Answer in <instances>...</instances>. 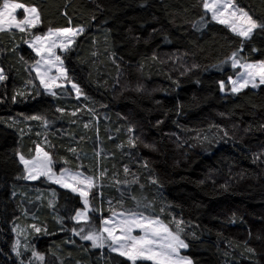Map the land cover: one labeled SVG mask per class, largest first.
Returning <instances> with one entry per match:
<instances>
[{
	"label": "trees",
	"instance_id": "obj_1",
	"mask_svg": "<svg viewBox=\"0 0 264 264\" xmlns=\"http://www.w3.org/2000/svg\"><path fill=\"white\" fill-rule=\"evenodd\" d=\"M233 1L264 24V0ZM14 2L36 7L40 22L0 32V264H40L33 251L44 264H130L74 234L77 195L25 181L19 156L31 159L37 145L56 170L96 178L97 229L101 216L139 208L173 229L174 219L184 222L182 254L193 264H264V85L228 88L241 72L234 52L264 61V28L241 38L202 0ZM63 27L84 31L59 55L70 82L52 96L31 71L38 57L25 41Z\"/></svg>",
	"mask_w": 264,
	"mask_h": 264
},
{
	"label": "snow or ice",
	"instance_id": "obj_2",
	"mask_svg": "<svg viewBox=\"0 0 264 264\" xmlns=\"http://www.w3.org/2000/svg\"><path fill=\"white\" fill-rule=\"evenodd\" d=\"M202 2L205 13H211L212 20L226 25L230 31L241 38H248L257 27L264 28V24H259L248 11L237 7L233 0H202ZM17 9H23V19H17ZM39 22L40 15L36 7H27L22 3L14 2V0H3V3L0 4V32L15 28L24 33L30 28H35ZM83 31L82 27L49 28L47 33L35 35L33 39L25 41L28 47L39 57L33 65V70L36 72L40 84L52 96L58 95L54 89L62 87L63 82H70L64 61L56 50H69L75 42V38ZM230 59L234 69H242L236 79L229 78L233 93H238L249 85L253 88L258 87L257 79L259 84H264V61L247 63L238 59L235 52ZM53 69L55 74H53ZM5 79L3 69L0 68V81ZM71 87L75 90L77 97L82 95V91L76 83H72ZM220 90L225 91L223 81L220 82ZM56 111L62 112L63 110L57 108ZM30 119L43 120L45 125L48 123L42 115H33ZM129 132H132V128H129ZM130 143L135 146V139L130 140ZM19 159L24 165L25 179L37 180L44 176L50 182L58 184L61 188L68 189L80 197L84 210H77L73 219L77 223L83 221L87 227L82 226L79 231L75 229L73 231L74 234L81 235V239L91 241L92 247L103 248L107 245L110 251L126 258L130 264H137L138 261H150L151 264H193L192 258L182 254L181 251L190 248V244L183 238L184 222L182 220L174 219L175 229H173L160 218L145 214L139 208L124 209L107 219L101 216V226L97 229L94 224L90 223L88 215L90 210L89 195L91 189L96 186V178L69 168L62 169L57 175L53 171L51 156L48 152L43 151L39 145L36 147L35 158L28 160L20 155ZM125 172H128L127 167H125ZM153 183L156 181L154 180ZM91 210L95 211V209ZM31 227L36 232L41 231V228L36 225ZM13 231L16 232L17 228H14ZM136 231L139 232V235L133 234ZM18 244L19 241H17ZM13 250L17 256H20L15 245ZM32 255L43 260V256L35 251Z\"/></svg>",
	"mask_w": 264,
	"mask_h": 264
},
{
	"label": "rangeland",
	"instance_id": "obj_3",
	"mask_svg": "<svg viewBox=\"0 0 264 264\" xmlns=\"http://www.w3.org/2000/svg\"><path fill=\"white\" fill-rule=\"evenodd\" d=\"M233 3H234V1H233ZM235 4V3H234ZM229 11H231V9H229ZM209 14V16L211 17V13H208ZM226 15H227V13H226ZM16 16H17V19H23V17H24V11H23V9H17V11H16ZM212 19V18H211ZM216 22V21H215ZM224 25V24H223ZM37 26H38V24H37ZM36 26V27H37ZM224 26H226V25H224ZM35 27V28H36ZM227 27V26H226ZM228 28V27H227ZM13 29H15V28H13ZM34 28H30V29H28V31H31V30H33ZM229 29V28H228ZM15 30H17V29H15ZM233 33V32H232ZM80 35V34H79ZM78 35V36H79ZM34 38V37H33ZM33 38H31V39H33ZM77 38V37H76ZM75 38V39H76ZM30 39V40H31ZM26 45H27V43H26ZM73 45V44H72ZM71 45V46H72ZM27 47H28V45H27ZM71 48V47H70ZM69 48V49H70ZM31 49V48H30ZM32 50V49H31ZM57 51V54L58 55H60V53H63V52H65V51H60L59 49H57L56 50ZM38 59H39V57H38ZM259 63V62H258ZM31 71L34 73V75H35V77H36V79H37V81L39 82V84H40V80H39V78L37 77V75H36V72L33 70V66L31 67ZM241 71H242V69H241ZM53 74H55V70L53 69ZM237 78V76L235 77V78H232V79H236ZM71 84L72 83H70L69 85H68V87L70 88V90L73 92V94H74V96L75 97H77V94H76V92H75V90L74 89H72V87H71ZM257 84H258V87L259 86H261V85H264V84H259V81H258V79H257ZM65 85H67V82H63V86H65ZM40 86H41V88H42V90L45 92V93H47V94H49L48 92H46V90L44 89V87L40 84ZM228 88H229V90H230V92H232L231 91V88H232V85H231V83H230V81H228ZM258 87H256V88H258ZM246 88H251V89H256V88H253L251 85H249L248 87H246ZM246 88H244V89H246ZM243 89V90H244ZM242 91V90H241ZM223 93H226V86H225V91H222ZM42 148V147H41ZM42 150L43 151H45L44 150V148H42ZM36 157V149L34 150V155H33V157L31 158V159H28V160H32L33 158H35ZM19 161H20V159H19ZM20 164L22 165V167H23V169H24V165L20 162ZM62 169H64V168H61V169H59V170H56L55 168H54V166H53V171L57 174V175H59L60 174V172H61V170ZM25 171V170H24ZM25 175H26V173H25ZM45 180V181H47V182H50L46 177H44V176H41L39 179H37V180H28V179H25V181H27V182H30V183H33V182H36V181H38V180ZM50 183H52V182H50ZM52 184H55V183H52ZM56 186H58V187H60L58 184H55ZM61 188V187H60ZM62 189H64V190H67V191H69V192H71L70 190H68V189H65V188H62ZM93 189V188H92ZM91 189V190H92ZM72 193V192H71ZM91 193V192H90ZM72 194H75V193H72ZM75 195H77V194H75ZM78 196V195H77ZM79 197V196H78ZM80 198V197H79ZM89 199H90V195H89ZM80 201H81V199H80ZM81 203H82V201H81ZM82 206H83V209H81V211H83L84 210V205H83V203H82ZM89 208H90V210L88 211V215L90 214V212H91V207L89 206ZM118 213H114V214H111L110 215V217H112V216H114V215H117ZM76 215V214H75ZM74 215V216H75ZM110 217H108V218H110ZM107 219V218H106ZM73 222H75V223H77V221L76 220H74L73 219ZM77 224H80V226L82 227V226H84V227H87V225H85L84 224V222L83 221H81V222H79V223H77ZM101 226V224L99 225V227ZM80 229V228H79ZM175 229V228H174ZM134 235H139V232L138 231H136V232H134L133 233ZM77 236H79V235H77ZM105 236H106V234H105ZM80 237H81V235H80ZM87 241V240H86ZM90 243H91V241H89ZM110 242V241H109ZM103 248H106L107 250H109L110 251V249L107 247V245H105ZM181 251H184V250H181ZM110 252H112V251H110ZM114 253V252H113ZM116 254V253H115ZM36 258V257H35ZM124 258V257H123ZM37 259V258H36ZM124 259H126V258H124ZM38 261H39V263L40 264H44L43 263V260H39V259H37ZM127 260V259H126ZM146 262H150V261H146ZM151 263V262H150Z\"/></svg>",
	"mask_w": 264,
	"mask_h": 264
}]
</instances>
